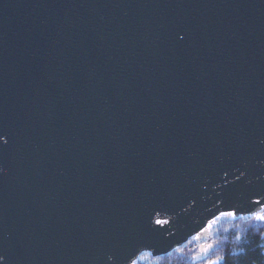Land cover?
Instances as JSON below:
<instances>
[{"label":"water","instance_id":"obj_1","mask_svg":"<svg viewBox=\"0 0 264 264\" xmlns=\"http://www.w3.org/2000/svg\"><path fill=\"white\" fill-rule=\"evenodd\" d=\"M262 208L264 0H0V264H199Z\"/></svg>","mask_w":264,"mask_h":264},{"label":"trees","instance_id":"obj_2","mask_svg":"<svg viewBox=\"0 0 264 264\" xmlns=\"http://www.w3.org/2000/svg\"><path fill=\"white\" fill-rule=\"evenodd\" d=\"M224 225L213 234L214 253L219 264H264V223L246 219L224 221ZM196 242L188 244L182 252L178 250L158 258L148 254L136 264H192Z\"/></svg>","mask_w":264,"mask_h":264},{"label":"rangeland","instance_id":"obj_3","mask_svg":"<svg viewBox=\"0 0 264 264\" xmlns=\"http://www.w3.org/2000/svg\"><path fill=\"white\" fill-rule=\"evenodd\" d=\"M236 218H235V215L233 214V215H226V214H222L220 217H218L214 222H212L211 224H209V226H208V229H209V231H210V234H209V237H208V239H207V243L208 242H213V234L215 233V231L216 230H218V229H220V227H222L225 223H224V221L227 223V221H233V220H235ZM191 242H196L197 244V246H196V251H197V249H198V247H199V245H200V243L197 241V239L196 238H192V239H190L189 241H188V243L187 244H185L182 248H180L178 251L179 252H182L184 249H185V247L188 245V244H190ZM197 252H195L194 254H196ZM214 253V252H213ZM149 253H143L140 257H139V260L141 261V260H143L144 259V257H146L147 255H148ZM191 258H193V255H192V257ZM134 264H136V262L134 263Z\"/></svg>","mask_w":264,"mask_h":264},{"label":"flooded vegetation","instance_id":"obj_4","mask_svg":"<svg viewBox=\"0 0 264 264\" xmlns=\"http://www.w3.org/2000/svg\"><path fill=\"white\" fill-rule=\"evenodd\" d=\"M260 213L262 214V215H264V208H262V210L260 211ZM257 217V214H255V215H251V216H245V217H236L235 216V218L236 219H246V220H248V221H250V222H255V223H260V222H262V223H264V220H260V219H257L256 218ZM197 239V238H196ZM198 241V240H197ZM207 241V240H206ZM199 242V241H198ZM200 243V245H202L203 244V242H199ZM205 243H207V242H205ZM208 243H210V242H208ZM199 245V246H200ZM199 248V247H198ZM197 251H198V249H197ZM196 251V252H197ZM195 255V254H194ZM193 255V256H194ZM213 259H215V258H213L212 257V253L208 256V258L206 259V260H204L203 262H201V263H199V264H208L211 260H213ZM221 262V261H220ZM219 262V263H220ZM218 263V264H219Z\"/></svg>","mask_w":264,"mask_h":264},{"label":"snow or ice","instance_id":"obj_5","mask_svg":"<svg viewBox=\"0 0 264 264\" xmlns=\"http://www.w3.org/2000/svg\"><path fill=\"white\" fill-rule=\"evenodd\" d=\"M226 215H233V213H226ZM257 219L264 220V215L257 214ZM157 223H160V221H157Z\"/></svg>","mask_w":264,"mask_h":264}]
</instances>
